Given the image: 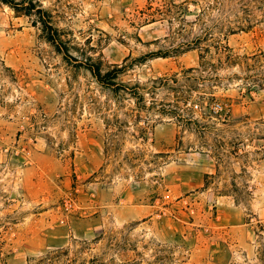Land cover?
<instances>
[{
  "label": "rangeland",
  "instance_id": "obj_1",
  "mask_svg": "<svg viewBox=\"0 0 264 264\" xmlns=\"http://www.w3.org/2000/svg\"><path fill=\"white\" fill-rule=\"evenodd\" d=\"M36 1L69 57L0 4V264H264V0Z\"/></svg>",
  "mask_w": 264,
  "mask_h": 264
},
{
  "label": "trees",
  "instance_id": "obj_2",
  "mask_svg": "<svg viewBox=\"0 0 264 264\" xmlns=\"http://www.w3.org/2000/svg\"><path fill=\"white\" fill-rule=\"evenodd\" d=\"M0 4L8 6L10 9H12L15 12H23L25 15H32L35 17L36 22L40 24L41 32L43 33V36L45 40L50 43L56 51L59 53H62L63 56L69 57L67 47L65 46L64 42L60 38V34L58 29L53 25L52 23V17L51 15L43 9V7L39 4L36 0H0ZM161 5L164 7V11H158V14H167L170 13L172 10V6L176 7L175 4L168 0H161ZM177 9H179L177 7ZM239 30H241L240 27H237ZM212 27H206L204 28L203 32L195 37L192 41L182 43L181 46L172 49V52L176 53L179 51V49H185L190 50L193 49V47H197L198 44L201 42H212L213 45H215V49L217 51L221 52H229V49L222 45L221 43H215L214 40H212ZM233 29H229L228 33L232 34ZM207 50V48L205 49ZM159 54V53H157ZM168 52H166L163 57L168 56ZM161 55H157V57H160ZM200 58L202 59V56L200 55ZM225 59L229 61L232 60L231 55H226ZM85 67L89 70L91 75L95 78L97 83H99L102 86H106L107 88H113L115 86L114 80L124 72L125 67L121 66L118 67L113 66L111 69H108L106 71H102L99 64H87L85 63ZM194 71H197V69L189 68L184 71V73H193ZM175 83H177V79H174Z\"/></svg>",
  "mask_w": 264,
  "mask_h": 264
}]
</instances>
